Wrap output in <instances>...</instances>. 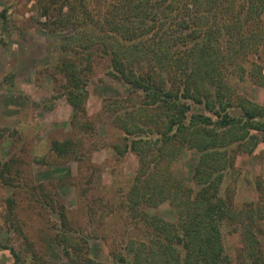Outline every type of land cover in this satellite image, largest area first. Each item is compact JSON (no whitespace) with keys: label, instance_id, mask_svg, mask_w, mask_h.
I'll use <instances>...</instances> for the list:
<instances>
[{"label":"trees","instance_id":"obj_1","mask_svg":"<svg viewBox=\"0 0 264 264\" xmlns=\"http://www.w3.org/2000/svg\"><path fill=\"white\" fill-rule=\"evenodd\" d=\"M49 11L47 30L67 32L40 44L60 53L50 77L54 92L71 105L73 121L84 114L96 65L126 86L124 96L103 104L113 105L108 116L121 120L125 148L138 154L128 206L166 203L173 213L171 219L141 215L154 235L117 263L264 264L262 183L250 184L258 198L240 205L225 185L237 150L251 152L264 141V103L239 91L241 84L264 86L257 60L264 0H48L41 14ZM54 145L69 158L71 141ZM187 151L195 156L189 179L173 172ZM0 176L10 182L1 168ZM7 201L9 211L14 201ZM43 205L55 208L53 201ZM228 220L247 227L237 234L235 257L223 241ZM9 224L7 232L22 239L21 226ZM12 253L14 264H29Z\"/></svg>","mask_w":264,"mask_h":264},{"label":"rangeland","instance_id":"obj_2","mask_svg":"<svg viewBox=\"0 0 264 264\" xmlns=\"http://www.w3.org/2000/svg\"><path fill=\"white\" fill-rule=\"evenodd\" d=\"M47 2L0 0V168L10 178L4 182L0 176V264L17 262L13 248L29 264H118V257L129 254V247L154 235L155 229L150 223L144 225L141 215L171 219L173 213L166 203L128 206L138 154L125 148L127 134L118 124L121 120L108 116L113 105L103 104L112 95L124 96L126 86L96 65L84 114L73 121L71 105L54 92L50 77L60 53L40 44L67 32L47 30L43 23L53 19L50 11L41 14ZM257 60L264 74V46ZM239 91L264 103L263 85L241 84ZM64 140L71 141L73 148L69 158L54 145ZM236 153L225 185L240 205L258 198L250 184L260 181L264 192V141L251 152ZM194 161L193 152L187 151L174 163V174L189 179ZM9 198L14 203L8 211ZM52 201L54 209L43 205ZM13 221L24 234L20 240L16 231L7 232ZM263 227L260 220L259 228ZM222 228L223 241L235 257L237 234L247 227L239 220H228Z\"/></svg>","mask_w":264,"mask_h":264}]
</instances>
